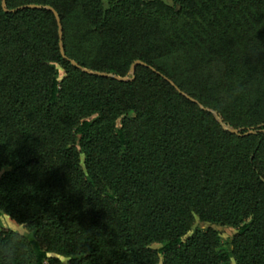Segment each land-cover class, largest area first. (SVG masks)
I'll use <instances>...</instances> for the list:
<instances>
[{"label": "trees", "instance_id": "16d2710c", "mask_svg": "<svg viewBox=\"0 0 264 264\" xmlns=\"http://www.w3.org/2000/svg\"><path fill=\"white\" fill-rule=\"evenodd\" d=\"M172 1L0 0V264H264V0Z\"/></svg>", "mask_w": 264, "mask_h": 264}, {"label": "rangeland", "instance_id": "374dc122", "mask_svg": "<svg viewBox=\"0 0 264 264\" xmlns=\"http://www.w3.org/2000/svg\"><path fill=\"white\" fill-rule=\"evenodd\" d=\"M165 1L167 3L173 5V1L172 0H165ZM1 224L7 229L19 232L21 234H28L29 233V230H28V228L25 225L16 222L14 219H12L7 214H3L2 215ZM209 226H214L220 232L222 240H223V249L224 250L230 249L231 248V241H232L234 235L236 234V229L234 227H232V226H229V225H217V224L216 225H212L211 223L201 222L199 219H197L195 221V223H194L193 229L190 232V234H192L195 230L205 229V228H207ZM231 264H236V262L233 260Z\"/></svg>", "mask_w": 264, "mask_h": 264}, {"label": "water", "instance_id": "95a60500", "mask_svg": "<svg viewBox=\"0 0 264 264\" xmlns=\"http://www.w3.org/2000/svg\"><path fill=\"white\" fill-rule=\"evenodd\" d=\"M4 6H6V0H4ZM25 7H34V8H36V7H40V6H38V5H27V6H25ZM53 10H54V9H53ZM54 12H55V14H56V16H57V19H58V22H59L60 38H61V50H62V53L65 55L64 47H63V42H62V40H63V26H62L61 18H60V15H59V13H58L57 11H54ZM73 63H74L75 65H77V63H76L75 61H74ZM140 64L146 65V63H144V62L138 60V61H136V62L133 64V66H132V71H134L135 68H136V66H137V65H140ZM103 75H104V76H112V75H110V74H106V73H104ZM116 78L119 79V80H122V81H124V80H128V79H129L128 76H126V77H116ZM232 132H234V133H236V134H240V130H239V129H232ZM252 133H255V131H254V130H250V131L246 132V133L243 134V135L252 134Z\"/></svg>", "mask_w": 264, "mask_h": 264}]
</instances>
